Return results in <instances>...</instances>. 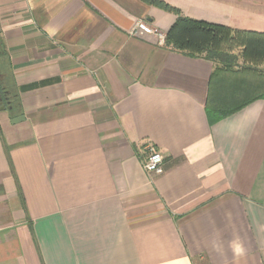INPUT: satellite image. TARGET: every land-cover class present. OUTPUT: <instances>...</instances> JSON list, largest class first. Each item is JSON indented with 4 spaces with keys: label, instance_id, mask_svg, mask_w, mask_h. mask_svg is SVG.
I'll list each match as a JSON object with an SVG mask.
<instances>
[{
    "label": "crops",
    "instance_id": "1",
    "mask_svg": "<svg viewBox=\"0 0 264 264\" xmlns=\"http://www.w3.org/2000/svg\"><path fill=\"white\" fill-rule=\"evenodd\" d=\"M163 1L264 33V0ZM176 18L151 0H0V86L20 103L0 110V264H264V58L130 35Z\"/></svg>",
    "mask_w": 264,
    "mask_h": 264
},
{
    "label": "trees",
    "instance_id": "2",
    "mask_svg": "<svg viewBox=\"0 0 264 264\" xmlns=\"http://www.w3.org/2000/svg\"><path fill=\"white\" fill-rule=\"evenodd\" d=\"M157 6L171 10V6L163 0H151ZM166 42L177 51L193 57H204L213 61H220L228 66H233L237 61L238 50L245 58L256 62L264 58V33L250 30L233 29L227 25L198 20L177 12V18L166 32ZM263 61V59H262ZM255 69L261 73L263 70ZM6 90L9 106H19L18 95L8 87ZM242 106V105H241ZM233 110H220L215 112L216 119L232 112ZM211 112L209 111V115Z\"/></svg>",
    "mask_w": 264,
    "mask_h": 264
},
{
    "label": "built area",
    "instance_id": "3",
    "mask_svg": "<svg viewBox=\"0 0 264 264\" xmlns=\"http://www.w3.org/2000/svg\"><path fill=\"white\" fill-rule=\"evenodd\" d=\"M130 35L135 37H144L148 35H157L160 40H165L166 33L151 26L146 20L138 21L130 30ZM144 169L149 176L161 175L165 173L164 156L155 145L147 146V158L143 163Z\"/></svg>",
    "mask_w": 264,
    "mask_h": 264
},
{
    "label": "water",
    "instance_id": "4",
    "mask_svg": "<svg viewBox=\"0 0 264 264\" xmlns=\"http://www.w3.org/2000/svg\"><path fill=\"white\" fill-rule=\"evenodd\" d=\"M6 104L9 105V101L4 103V99H3L2 95H1V91H0V110L5 109L6 108ZM9 108H11V106H9ZM23 119H24L23 116H16V117H14L12 119V122L13 123H17V122H19V121H21Z\"/></svg>",
    "mask_w": 264,
    "mask_h": 264
},
{
    "label": "rangeland",
    "instance_id": "5",
    "mask_svg": "<svg viewBox=\"0 0 264 264\" xmlns=\"http://www.w3.org/2000/svg\"><path fill=\"white\" fill-rule=\"evenodd\" d=\"M161 8V7H160ZM163 9V8H162ZM165 10V9H164ZM165 11H168L170 12L171 14H177V12H181L180 10V6L176 5V4H171V10H165Z\"/></svg>",
    "mask_w": 264,
    "mask_h": 264
},
{
    "label": "flooded vegetation",
    "instance_id": "6",
    "mask_svg": "<svg viewBox=\"0 0 264 264\" xmlns=\"http://www.w3.org/2000/svg\"><path fill=\"white\" fill-rule=\"evenodd\" d=\"M2 88H4V87H1L0 86V91H1V95H2V97H3V99H4V102L6 103L7 101H9V99H8V94L6 93V90H4V89H2ZM10 102V101H9Z\"/></svg>",
    "mask_w": 264,
    "mask_h": 264
}]
</instances>
